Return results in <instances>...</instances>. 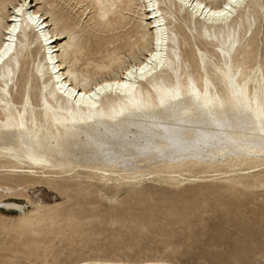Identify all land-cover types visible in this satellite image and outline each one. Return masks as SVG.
I'll use <instances>...</instances> for the list:
<instances>
[{
	"label": "bare ground",
	"instance_id": "1",
	"mask_svg": "<svg viewBox=\"0 0 264 264\" xmlns=\"http://www.w3.org/2000/svg\"><path fill=\"white\" fill-rule=\"evenodd\" d=\"M40 3L0 0V203L19 222L38 226L46 208L2 197L48 176L67 189L81 178L182 184L264 170V0H66L76 18L58 0Z\"/></svg>",
	"mask_w": 264,
	"mask_h": 264
},
{
	"label": "rangeland",
	"instance_id": "2",
	"mask_svg": "<svg viewBox=\"0 0 264 264\" xmlns=\"http://www.w3.org/2000/svg\"><path fill=\"white\" fill-rule=\"evenodd\" d=\"M58 2L79 17L74 4ZM261 21L259 59L264 16ZM230 174L182 184L149 175L133 181L81 178L67 189L54 187L48 176L23 189L26 196L2 197L46 211L43 223L25 225L19 209L0 203V264H264V170Z\"/></svg>",
	"mask_w": 264,
	"mask_h": 264
},
{
	"label": "snow or ice",
	"instance_id": "3",
	"mask_svg": "<svg viewBox=\"0 0 264 264\" xmlns=\"http://www.w3.org/2000/svg\"><path fill=\"white\" fill-rule=\"evenodd\" d=\"M26 7H27L26 4H21L20 6L15 8V12L16 13H22V12H24ZM197 7L203 8L204 5L198 4ZM228 8H229V5L225 4L224 5L225 11H213V12H211V16H213V17H224L225 16V12L228 10ZM14 19H15V17H13V20ZM29 19L31 20V23L33 25H37L38 24V19H33L31 16L29 17ZM6 30H7V33H9V34H13V33L18 31V29L15 28V27H8ZM8 39L12 40V39H14V37L12 35H9ZM45 43H49L47 38H45ZM3 47H4V49H8V44H4ZM144 70L145 69L143 67L140 69L141 72H144ZM53 71L54 72L56 71L55 65L53 66ZM134 71H135V69L130 70L128 75L131 76L132 72H134ZM102 87L103 88H111V85L105 84V85H102ZM118 87H119V85H118ZM124 87H128V85L125 84ZM97 91H100V89H97ZM80 95L82 96L83 93H80ZM92 95H95V93H93ZM257 112H258V115H257L256 118L261 121V131H264V105H262L261 103H258L257 104Z\"/></svg>",
	"mask_w": 264,
	"mask_h": 264
}]
</instances>
